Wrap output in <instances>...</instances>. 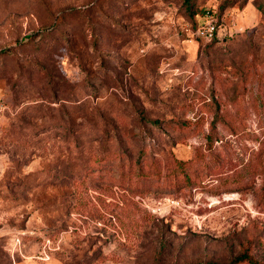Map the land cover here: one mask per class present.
Listing matches in <instances>:
<instances>
[{"label":"rangeland","instance_id":"1","mask_svg":"<svg viewBox=\"0 0 264 264\" xmlns=\"http://www.w3.org/2000/svg\"><path fill=\"white\" fill-rule=\"evenodd\" d=\"M241 254L264 264V0H0V264Z\"/></svg>","mask_w":264,"mask_h":264},{"label":"trees","instance_id":"2","mask_svg":"<svg viewBox=\"0 0 264 264\" xmlns=\"http://www.w3.org/2000/svg\"><path fill=\"white\" fill-rule=\"evenodd\" d=\"M243 261H247L249 264H258L256 261H254L247 254H241L239 256H236L233 259H231L228 263H225V264H238V263L243 262ZM199 264H219V263L206 262V263H199Z\"/></svg>","mask_w":264,"mask_h":264}]
</instances>
